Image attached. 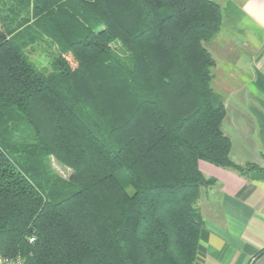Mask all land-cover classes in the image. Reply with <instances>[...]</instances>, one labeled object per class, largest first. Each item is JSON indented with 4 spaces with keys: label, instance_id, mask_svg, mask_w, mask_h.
Segmentation results:
<instances>
[{
    "label": "trees",
    "instance_id": "1",
    "mask_svg": "<svg viewBox=\"0 0 264 264\" xmlns=\"http://www.w3.org/2000/svg\"><path fill=\"white\" fill-rule=\"evenodd\" d=\"M221 24L214 0H0V254L195 264L216 183L198 161L258 168L222 129L204 45Z\"/></svg>",
    "mask_w": 264,
    "mask_h": 264
},
{
    "label": "crops",
    "instance_id": "2",
    "mask_svg": "<svg viewBox=\"0 0 264 264\" xmlns=\"http://www.w3.org/2000/svg\"><path fill=\"white\" fill-rule=\"evenodd\" d=\"M222 24L206 47L211 86L222 97L231 159L247 174L198 161L216 183L202 189L195 264H264V0H214ZM215 88V89H214Z\"/></svg>",
    "mask_w": 264,
    "mask_h": 264
},
{
    "label": "rangeland",
    "instance_id": "3",
    "mask_svg": "<svg viewBox=\"0 0 264 264\" xmlns=\"http://www.w3.org/2000/svg\"><path fill=\"white\" fill-rule=\"evenodd\" d=\"M204 45L207 46L209 45L208 42H204ZM208 47V46H207ZM55 50L51 49L47 53V56L45 55H41L42 57H40L39 63L38 65L43 67L44 72H49L52 70V60H53V56L54 54L52 52H54ZM36 54H40L42 53L40 50H36L35 51ZM214 85V84H213ZM212 85V86H213ZM214 87V86H213ZM215 89V88H214ZM51 167L53 168V170L60 176L67 178L69 173L71 172L70 169L60 163H58L54 158H51Z\"/></svg>",
    "mask_w": 264,
    "mask_h": 264
},
{
    "label": "built area",
    "instance_id": "4",
    "mask_svg": "<svg viewBox=\"0 0 264 264\" xmlns=\"http://www.w3.org/2000/svg\"><path fill=\"white\" fill-rule=\"evenodd\" d=\"M31 241L33 238L30 239ZM0 264H24L20 257H6L0 254Z\"/></svg>",
    "mask_w": 264,
    "mask_h": 264
}]
</instances>
